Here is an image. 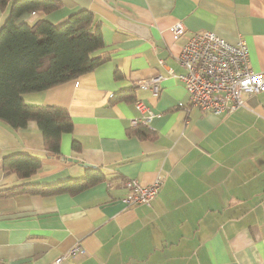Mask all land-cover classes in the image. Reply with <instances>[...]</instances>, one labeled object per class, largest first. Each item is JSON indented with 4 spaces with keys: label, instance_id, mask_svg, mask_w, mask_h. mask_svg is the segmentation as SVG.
<instances>
[{
    "label": "crops",
    "instance_id": "crops-1",
    "mask_svg": "<svg viewBox=\"0 0 264 264\" xmlns=\"http://www.w3.org/2000/svg\"><path fill=\"white\" fill-rule=\"evenodd\" d=\"M60 1L48 14L27 13L20 21L60 23L87 8L103 33L95 54L109 60L24 94L27 103L61 107L71 116L73 131L63 134L59 157L45 149L35 120L22 129L0 121V189L79 179L88 167L105 178L74 193L1 197L0 258L10 264H50L61 256L59 264H264V92L246 96L245 106L230 113L177 108L188 92L170 74V68L183 72L181 47L202 30L245 40L252 68L263 71L264 0ZM7 17L0 8V28ZM177 21L185 26L178 36L170 29ZM159 74L157 96L136 84ZM128 88L133 99L114 98ZM136 99L155 113L147 137L132 132L133 119L142 116ZM18 152L41 159L36 174L5 172V157ZM159 175L163 183L150 204L124 202L126 180L149 184ZM77 245L84 252L68 255Z\"/></svg>",
    "mask_w": 264,
    "mask_h": 264
},
{
    "label": "trees",
    "instance_id": "trees-1",
    "mask_svg": "<svg viewBox=\"0 0 264 264\" xmlns=\"http://www.w3.org/2000/svg\"><path fill=\"white\" fill-rule=\"evenodd\" d=\"M60 6V0H0V8L8 10L0 28V121L22 129L35 120L43 133L45 149L56 157L61 155L63 134L73 131L71 116L61 107L27 103L24 94L64 83L109 60V56L95 54L104 45L103 33L95 14L87 8L69 14L60 23L46 18L32 24L20 21L29 12L48 14ZM115 76L122 75L117 71ZM133 90L124 89L113 96L117 100H130L134 98ZM132 127V132L139 136L147 137L150 133L146 124ZM73 145L79 148L78 141ZM41 167V159L26 152L8 155L3 162L5 172H15L21 178L33 176ZM104 178L97 168L88 167L86 175L79 179L70 178L53 185L23 183L0 189V198L19 192L74 193Z\"/></svg>",
    "mask_w": 264,
    "mask_h": 264
},
{
    "label": "built area",
    "instance_id": "built-area-1",
    "mask_svg": "<svg viewBox=\"0 0 264 264\" xmlns=\"http://www.w3.org/2000/svg\"><path fill=\"white\" fill-rule=\"evenodd\" d=\"M184 28L182 21L171 26L177 35ZM178 61L184 72L175 74L171 69L170 74L177 75L186 84L189 96L188 101H180L178 107L200 108L215 114L230 113L245 106L246 96L264 92V70L256 71L252 68L244 41L232 43L214 31H198L187 38ZM151 78L136 84L141 88L157 89L156 84L164 76L160 74ZM136 106L142 116L134 118L133 124L147 125L148 119L153 118L155 113L143 101L136 102ZM124 183L128 190L123 199L126 204H150L161 189L163 177L159 175L149 184H143L138 179H128ZM78 252H84L80 245L72 248L68 255ZM63 258L58 257L50 264H59ZM0 264L10 263L0 258Z\"/></svg>",
    "mask_w": 264,
    "mask_h": 264
},
{
    "label": "rangeland",
    "instance_id": "rangeland-1",
    "mask_svg": "<svg viewBox=\"0 0 264 264\" xmlns=\"http://www.w3.org/2000/svg\"><path fill=\"white\" fill-rule=\"evenodd\" d=\"M35 11H32V12H29V13H34ZM176 23V22H175ZM172 26V25H171ZM171 26H170V29H171ZM171 31L173 32V30L171 29ZM202 31H204V30H202ZM209 31H211V30H209ZM174 33V32H173ZM216 33V32H215ZM194 34V33H193ZM218 34V33H217ZM174 35H176V36H178L177 34H175L174 33ZM190 37V36H189ZM226 39V38H225ZM187 40V39H186ZM229 41V40H228ZM239 41H244L245 42V44H246V48H247V50H249L248 49V45H247V43H246V41L245 40H243V39H241V40H239ZM239 41H237V42H239ZM186 42V41H185ZM231 42V41H230ZM237 42H232V43H237ZM184 45V44H183ZM182 45V46H183ZM182 48V47H181ZM179 62V61H178ZM180 64V63H179ZM184 69V68H183ZM170 70H171V68H170ZM183 72H184V70H183ZM180 74H182V73H180ZM160 75V74H159ZM157 75H153L152 76V78L153 77H156ZM76 78H78V77H76ZM151 78V79H152ZM73 79H75V78H73ZM148 79L149 78H146V79H141V80H139L137 83L138 84H141V83H143V82H145V81H148ZM163 80V79H162ZM162 80H160V81H162ZM160 81H159V83H157L156 84V87H157V89H152V88H142V89H150L156 96L159 94V90H160ZM189 81H190V79H189ZM184 83V82H183ZM76 84H78V82H76ZM159 85V86H158ZM185 85V88L187 89V87H186V84H184ZM140 87V86H139ZM141 88V87H140ZM156 93H158V94H156ZM188 99H189V96H188ZM139 101H143L144 103H146L143 99H136V101H135V106H136V102H139ZM188 101V100H187ZM146 105L149 107V108H151L147 103H146ZM136 108H137V106H136ZM138 109V108H137ZM152 109V108H151ZM200 109V108H199ZM140 111V110H139ZM153 111V110H152ZM154 112V111H153ZM142 113V112H141ZM146 116H148L147 114H145ZM150 119H152V118H150ZM150 119H148V121L150 120ZM145 121H147L146 119H145ZM147 124H148V122H147Z\"/></svg>",
    "mask_w": 264,
    "mask_h": 264
},
{
    "label": "water",
    "instance_id": "water-1",
    "mask_svg": "<svg viewBox=\"0 0 264 264\" xmlns=\"http://www.w3.org/2000/svg\"><path fill=\"white\" fill-rule=\"evenodd\" d=\"M64 158H65V157H64ZM67 159H68L69 161L73 160L72 157H68ZM74 160H76V159H74Z\"/></svg>",
    "mask_w": 264,
    "mask_h": 264
}]
</instances>
